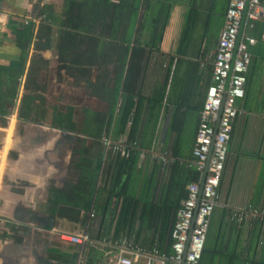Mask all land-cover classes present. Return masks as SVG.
Returning a JSON list of instances; mask_svg holds the SVG:
<instances>
[{"label":"crops","instance_id":"crops-1","mask_svg":"<svg viewBox=\"0 0 264 264\" xmlns=\"http://www.w3.org/2000/svg\"><path fill=\"white\" fill-rule=\"evenodd\" d=\"M47 3L60 12L63 0H0V68L20 59L16 42L30 29L36 34L38 6ZM228 4L229 0H153V19L161 25L160 29L164 28L163 36L158 50L148 59L137 89L146 99L162 93L164 96L153 146L142 152L130 183L132 194L141 205L146 201L164 204L169 198L188 194L190 174L197 172L192 155L196 131L212 85L213 61ZM256 22L262 24L261 30L253 31L245 24L240 36L243 40L253 38L255 43L249 45L252 60L245 96L237 103L239 115L221 181V202L211 217L200 264H264V226L254 220L231 223L224 213L264 205V18ZM55 35L53 50L37 51L33 42L23 76L11 85L17 89L14 105L7 116H0V234L6 236L0 238V264H78L80 255L76 260L68 249H59L55 243H60L59 233L86 234L91 222V214H87L85 225L58 219L50 232L43 228L49 183L53 181L61 188L68 179L76 136L19 119L21 101L27 94L28 73L37 57L48 62L47 70H41L40 76L49 78L50 91L56 89L69 96L65 101L70 103L63 104L84 105L95 111L108 108L106 102L94 96H85L84 102L79 100L84 90L76 87L72 76L60 68L57 28ZM7 77L0 69V78ZM94 78L95 72L91 79ZM4 84L3 91L8 95L10 85ZM144 109L146 116L150 110L148 103ZM235 150L240 153L228 178ZM105 160L100 186L108 167ZM106 196V191L99 189L94 200L104 203ZM7 224L28 227L25 235L20 232L21 243L12 238L14 233ZM46 234L55 239L45 240ZM160 235L155 227L140 229L142 237L154 239ZM166 236L159 247L157 241L153 250H146L169 254L170 230ZM112 254L110 250L105 252V264Z\"/></svg>","mask_w":264,"mask_h":264},{"label":"trees","instance_id":"trees-1","mask_svg":"<svg viewBox=\"0 0 264 264\" xmlns=\"http://www.w3.org/2000/svg\"><path fill=\"white\" fill-rule=\"evenodd\" d=\"M261 2L264 5V0ZM36 18L39 20L36 34L30 29L29 34L16 42L20 59L0 68L8 76L0 78V116H7L14 105L17 89L11 85L23 76L31 45L35 42L37 51L53 50L55 28L58 30L56 52L59 66L72 76L76 87L84 90L79 100L84 102L85 96L89 95L108 104L104 111H95L84 105H65L59 103L60 99L53 104L47 97L50 93L49 78L40 76L41 70H47L48 62L37 57L32 64L25 84L27 94L19 108V119L76 136L68 179L61 188L53 181L49 183L45 207L47 220L43 228L50 232L58 219L85 225L87 214H91L86 244L73 245L61 240L59 244L55 243L59 249H68V254L75 255L76 260L80 255L78 264H105V252L116 251L117 248L101 246L104 242L126 239L134 246L153 250L158 241L159 247L169 230L171 236L187 193L174 200L169 198L164 204L146 201L141 205L131 191L130 183L140 156L153 146L164 96L162 93L146 99L137 89V82L146 73L148 59L158 50L157 44L163 36L164 28L160 29L161 25L153 19V0H63L60 12L51 3L39 5ZM261 25L255 22L252 30H261ZM5 82L10 85L8 95L3 91ZM145 103L150 106L146 116ZM105 137L114 143L123 141L128 155L107 151L103 144ZM104 160L108 167L100 186ZM199 178V173L192 171L189 183L199 182ZM99 189L107 193L104 203L94 200ZM250 208H261L264 212V205ZM224 213L227 215L229 211ZM228 220L237 223L229 215ZM7 226L14 233L12 238L15 242L21 243L23 236L20 232L25 235L28 227ZM154 227L161 234L159 238L140 236V229ZM5 237L0 234L1 239Z\"/></svg>","mask_w":264,"mask_h":264},{"label":"built area","instance_id":"built-area-1","mask_svg":"<svg viewBox=\"0 0 264 264\" xmlns=\"http://www.w3.org/2000/svg\"><path fill=\"white\" fill-rule=\"evenodd\" d=\"M250 28L264 18L261 0H229L225 14V26L221 30L213 61L212 85L209 87L200 113L193 148V163L199 173V182L188 186V194L177 213L171 231L172 252L147 251L124 239L120 242H104L103 246H114L108 264H200L205 248L210 220L220 205V187L233 132V123L239 115L237 103L245 96L247 75L252 60L249 45L253 38L243 40L239 34L243 21ZM38 20V19H37ZM39 22V20H38ZM107 151L127 156L123 141L114 143L103 139ZM207 167L203 187L201 182ZM201 193V196H200ZM238 223L259 221L264 226L261 208L230 210L227 216ZM64 243L84 245L86 234L59 233Z\"/></svg>","mask_w":264,"mask_h":264},{"label":"rangeland","instance_id":"rangeland-1","mask_svg":"<svg viewBox=\"0 0 264 264\" xmlns=\"http://www.w3.org/2000/svg\"><path fill=\"white\" fill-rule=\"evenodd\" d=\"M56 89H54V91H50V93L47 95V97H48V99H49V101L50 102H52V103H56L57 102V99H60V101H59V103H70L69 101H65L66 100V97L68 98V100H69V96H66L65 97V95L64 94H60L59 92H57V91H55ZM72 98V97H71ZM70 98V99H71ZM72 101V100H71ZM234 149H236V148H234ZM240 153V151L239 150H235L233 153H232V156H231V160H230V169H229V172H228V178H230L231 177V172H232V167H234V164H235V162H236V158H237V155ZM242 160V159H241ZM234 185H235V183H234ZM45 240H49V241H52V240H54L55 238H53L54 236H50V235H48V234H46L45 235Z\"/></svg>","mask_w":264,"mask_h":264},{"label":"water","instance_id":"water-1","mask_svg":"<svg viewBox=\"0 0 264 264\" xmlns=\"http://www.w3.org/2000/svg\"><path fill=\"white\" fill-rule=\"evenodd\" d=\"M244 23H245V18H244V21H243V27H242V29H241V31H240V34H239V39H240V36H241V33H242V30H243V28H244ZM206 175H207V167H206V169H205V171H204V173H203V178H202V182H201V189H202V187H203V184H204V181H205V177H206ZM200 196H201V193H200Z\"/></svg>","mask_w":264,"mask_h":264}]
</instances>
